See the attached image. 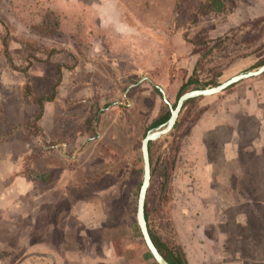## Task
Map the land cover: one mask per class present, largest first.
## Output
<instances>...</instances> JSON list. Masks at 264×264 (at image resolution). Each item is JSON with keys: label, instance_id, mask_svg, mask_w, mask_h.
<instances>
[{"label": "rangeland", "instance_id": "1", "mask_svg": "<svg viewBox=\"0 0 264 264\" xmlns=\"http://www.w3.org/2000/svg\"><path fill=\"white\" fill-rule=\"evenodd\" d=\"M222 1L0 0V191L25 168L52 182L27 187L22 250L0 234V264L41 246L157 264L136 218L144 138L185 93L264 64V0ZM149 151L150 233L190 264H264V75L187 103Z\"/></svg>", "mask_w": 264, "mask_h": 264}, {"label": "crops", "instance_id": "2", "mask_svg": "<svg viewBox=\"0 0 264 264\" xmlns=\"http://www.w3.org/2000/svg\"><path fill=\"white\" fill-rule=\"evenodd\" d=\"M26 154L27 153H21L22 156V159H20L22 164L21 166L24 165L23 157ZM25 169L27 170L26 174L42 173L32 170L31 168H25ZM47 173L50 175L49 172ZM29 181L30 182H28V180L27 182L25 180H17L13 184L12 182H8V181H4L1 183L3 186L1 188L2 191H0V197L4 200V205L6 208V212L3 215H0V234H3V236L5 237V240L3 241V245L1 248L2 251L12 252V251L22 250V248H19V246H22L24 242L21 239H19V241H16V238L17 236H20V238H24L25 237L24 232L28 231V228H26L27 216L25 214V211H23L24 210L23 198L26 195L27 187H29V185L39 184L45 190L50 188V186H52L51 181H48L46 183L33 179ZM31 196L36 197L34 193H32ZM26 247H29V245ZM44 247L45 246H41V248L36 247V250H31L33 248L24 249V251L26 252L29 250L37 251V252H30L33 253L35 256L34 257L30 256L29 258L25 257L23 260H21L19 264H32V263L63 264L64 262H66L67 264H128L127 263L128 261L126 262V259L121 260L122 262L120 261L117 262L113 258L110 259L109 256L107 255L105 256L95 255L92 250L89 252H86L85 250L81 251L75 246H69V249L66 252L67 253L66 257L60 255L57 256V253L54 254L55 250L53 248H51L52 254H50L51 252H48V248L44 250ZM34 258H36V260ZM188 258L189 257L186 255L187 264H190V259ZM36 261H41V262L36 263ZM151 261L148 260L146 264H152Z\"/></svg>", "mask_w": 264, "mask_h": 264}, {"label": "water", "instance_id": "3", "mask_svg": "<svg viewBox=\"0 0 264 264\" xmlns=\"http://www.w3.org/2000/svg\"><path fill=\"white\" fill-rule=\"evenodd\" d=\"M262 75H264V65L255 71H250L235 76L217 87L210 89H203V90H193L188 93H185L179 98L175 107L170 105L171 116L169 120L164 125L150 130L147 133L146 137L144 138L142 142V158L144 163L143 181L138 195L136 218L144 244L148 252L150 253L151 257L154 259V261L157 264H170V263L162 256V254L159 252L158 248L156 247L151 237L146 219V200L151 183V161H150V151H149L150 144L167 136L173 131L179 119L182 109L190 100L200 97L215 96L219 93L226 91L227 89L238 83H241L249 79L258 78ZM165 101L168 103L167 99Z\"/></svg>", "mask_w": 264, "mask_h": 264}, {"label": "trees", "instance_id": "4", "mask_svg": "<svg viewBox=\"0 0 264 264\" xmlns=\"http://www.w3.org/2000/svg\"><path fill=\"white\" fill-rule=\"evenodd\" d=\"M207 8L211 11H214L216 13H221L225 10V4L223 3L222 0H209L208 6ZM264 65V64H263ZM56 87L57 84H55L53 86V91H52V98L51 100L54 98V94L56 92ZM49 100V101H51ZM196 99L190 100L187 103H191V102H195ZM175 107V106H174ZM43 110V109H42ZM42 110L40 111V114L42 113ZM171 116V113L168 111V113L164 116H162L159 121H158V125H163L165 124L169 118ZM40 118V115L37 117ZM31 177L34 180L37 181H41V182H48L46 180V178L48 177V175H42L40 173H30ZM148 217L147 214V205H146V219ZM151 237L156 245V247L158 248L159 252L162 254V256L170 263V264H187L185 258H183L182 254L179 252H174L173 250H171L168 246H166L165 244H163L162 242H160L152 233Z\"/></svg>", "mask_w": 264, "mask_h": 264}]
</instances>
